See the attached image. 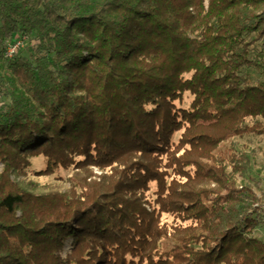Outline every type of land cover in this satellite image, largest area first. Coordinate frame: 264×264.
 <instances>
[{
	"label": "trees",
	"instance_id": "16d2710c",
	"mask_svg": "<svg viewBox=\"0 0 264 264\" xmlns=\"http://www.w3.org/2000/svg\"><path fill=\"white\" fill-rule=\"evenodd\" d=\"M247 134L264 0H0V264H264Z\"/></svg>",
	"mask_w": 264,
	"mask_h": 264
},
{
	"label": "rangeland",
	"instance_id": "374dc122",
	"mask_svg": "<svg viewBox=\"0 0 264 264\" xmlns=\"http://www.w3.org/2000/svg\"><path fill=\"white\" fill-rule=\"evenodd\" d=\"M232 141L236 143L237 148H242L246 150V152L250 156V169L246 176L240 177V180L247 181L251 184H254L255 181L259 180L262 182L263 190H264V136H258V135H243L232 138ZM45 159L41 157H37L32 159L33 167L36 169L44 168L45 167ZM93 174L94 176L92 179H95L98 175L101 174V171H99L96 168H93ZM60 174H64L61 172ZM58 175V173H54L51 175H43L41 177H35L37 181H39L41 184L51 183L56 184L55 177ZM60 185L64 186L60 183ZM67 186V185H66ZM162 219L170 221L171 218L167 216L166 214L162 215ZM259 232H261L264 236V223L262 226L259 227ZM70 240H67L66 247L67 249L71 248Z\"/></svg>",
	"mask_w": 264,
	"mask_h": 264
},
{
	"label": "built area",
	"instance_id": "2783aa9c",
	"mask_svg": "<svg viewBox=\"0 0 264 264\" xmlns=\"http://www.w3.org/2000/svg\"><path fill=\"white\" fill-rule=\"evenodd\" d=\"M21 45H22V42L21 41L16 42L15 44H12V45H8L7 46L6 55L7 56H10L13 53V51L15 50V48H18Z\"/></svg>",
	"mask_w": 264,
	"mask_h": 264
}]
</instances>
